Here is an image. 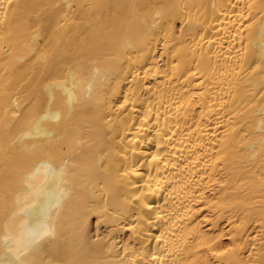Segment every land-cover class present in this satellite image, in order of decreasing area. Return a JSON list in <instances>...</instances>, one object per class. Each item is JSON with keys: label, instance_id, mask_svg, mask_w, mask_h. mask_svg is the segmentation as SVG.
I'll list each match as a JSON object with an SVG mask.
<instances>
[{"label": "bare ground", "instance_id": "1", "mask_svg": "<svg viewBox=\"0 0 264 264\" xmlns=\"http://www.w3.org/2000/svg\"><path fill=\"white\" fill-rule=\"evenodd\" d=\"M0 264H264V0H0Z\"/></svg>", "mask_w": 264, "mask_h": 264}]
</instances>
